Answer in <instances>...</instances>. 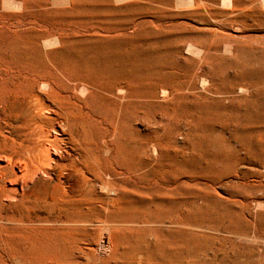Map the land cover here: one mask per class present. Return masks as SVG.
<instances>
[{"label":"rangeland","instance_id":"374dc122","mask_svg":"<svg viewBox=\"0 0 264 264\" xmlns=\"http://www.w3.org/2000/svg\"><path fill=\"white\" fill-rule=\"evenodd\" d=\"M106 1L47 3L37 18L0 10V39L60 37L50 60L131 72L151 97L138 124L152 156L137 205L146 223L123 232L126 247L142 237L146 261H177L167 250L181 246L185 264H264V0ZM41 60H14L0 102L24 92L25 63ZM3 225L0 264H116L113 251L76 261L69 228Z\"/></svg>","mask_w":264,"mask_h":264},{"label":"bare ground","instance_id":"6f19581e","mask_svg":"<svg viewBox=\"0 0 264 264\" xmlns=\"http://www.w3.org/2000/svg\"><path fill=\"white\" fill-rule=\"evenodd\" d=\"M58 2L70 0H0V10L37 18L38 9ZM61 42L44 35L0 39L3 81L14 60L42 57L39 64L25 61L24 92L0 102V231L4 222L69 228L76 261L104 263L109 257L101 253L113 251L116 264H185L181 246L167 250L177 261H146V239L130 248L122 242L125 230L146 223L137 205L152 156L149 147L141 148L138 124L150 118L143 106L151 97L138 94L131 72L116 77L101 68L91 76L89 67L76 65L84 72L78 74L50 60L49 51ZM182 99L176 94L173 101Z\"/></svg>","mask_w":264,"mask_h":264}]
</instances>
